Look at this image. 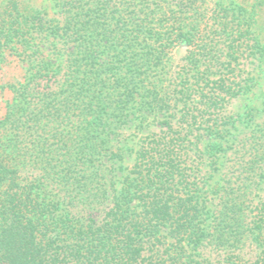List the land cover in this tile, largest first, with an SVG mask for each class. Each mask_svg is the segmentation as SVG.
Masks as SVG:
<instances>
[{
  "label": "trees",
  "instance_id": "16d2710c",
  "mask_svg": "<svg viewBox=\"0 0 264 264\" xmlns=\"http://www.w3.org/2000/svg\"><path fill=\"white\" fill-rule=\"evenodd\" d=\"M206 1L63 0L61 25L10 3L0 71L21 74L0 85V264H264L259 180H190L188 164L191 146L214 155L264 112V0ZM181 43L193 73L165 85ZM233 98L241 109L209 125ZM151 114L160 135L112 143Z\"/></svg>",
  "mask_w": 264,
  "mask_h": 264
},
{
  "label": "rangeland",
  "instance_id": "374dc122",
  "mask_svg": "<svg viewBox=\"0 0 264 264\" xmlns=\"http://www.w3.org/2000/svg\"><path fill=\"white\" fill-rule=\"evenodd\" d=\"M213 1L215 0H207L204 7L212 8ZM235 2L244 6L252 4L251 0H235ZM10 3L16 5V8L13 11L11 10L14 16L18 14H23L24 16L38 15L43 19L42 22L44 24L49 22L51 25L58 23L61 25L68 17L66 11L69 6L65 4L63 6V0H0V18L3 16L7 17L5 10H9ZM59 47L60 45H58ZM187 48L185 44L181 43L173 46L167 53L163 69L165 85L169 81L172 82L174 78L180 81V78H183L185 74L190 75L193 73V71L188 73V70H190L189 66L185 67L187 63ZM240 62L245 64L240 66V68L243 67L242 78L246 77L247 72H252V69L257 65V61H254L253 58L241 59ZM20 74L21 70L14 68V64L10 65V67H4L0 71V85L6 81L16 83ZM11 95L6 89H0V115L4 110V102ZM243 103L239 98L226 100L222 108L217 111L220 117L216 115V117L214 115L210 116L211 121L208 124H213L215 118H218V122H220L221 118L224 120L236 114L243 106ZM180 109L181 105L178 106V110ZM178 110L175 112L177 117L181 115ZM207 117L208 115L205 116V118ZM158 120H162V117H154L151 114L144 119L135 115L130 126L121 125L119 129L115 130L116 134L112 143L119 147L124 145L132 147L134 145V149L138 150L147 135L161 134L160 127L157 124ZM226 139L227 141L222 143V147L214 155L205 152L206 138L200 141L197 148L190 147L188 154L194 161L188 164L191 168L193 167L195 174L194 178L190 180H230L231 182L234 180H241L242 182L244 180H259L260 184H256L257 187L253 192V199L255 202L259 198L264 200V112L251 123L235 124V127H230ZM134 157V154L125 155L123 165L131 168L134 164ZM188 173L190 172L188 171ZM249 198H252V196ZM254 254L255 252L250 249L248 257Z\"/></svg>",
  "mask_w": 264,
  "mask_h": 264
}]
</instances>
